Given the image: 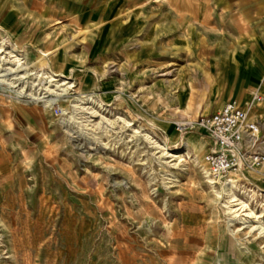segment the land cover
Instances as JSON below:
<instances>
[{"label":"rangeland","instance_id":"obj_1","mask_svg":"<svg viewBox=\"0 0 264 264\" xmlns=\"http://www.w3.org/2000/svg\"><path fill=\"white\" fill-rule=\"evenodd\" d=\"M0 47L26 91L0 85V264H264V235L210 184L207 139L162 155L230 87L257 90L264 0H0ZM235 184L264 223V191Z\"/></svg>","mask_w":264,"mask_h":264},{"label":"built area","instance_id":"obj_2","mask_svg":"<svg viewBox=\"0 0 264 264\" xmlns=\"http://www.w3.org/2000/svg\"><path fill=\"white\" fill-rule=\"evenodd\" d=\"M261 99L259 91L251 93V104ZM186 124L201 128L210 140L203 161L211 177L223 180L233 175L235 181L243 179L255 187L247 174L264 162L263 127L256 116L236 101H226L218 111L199 115Z\"/></svg>","mask_w":264,"mask_h":264},{"label":"bare ground","instance_id":"obj_3","mask_svg":"<svg viewBox=\"0 0 264 264\" xmlns=\"http://www.w3.org/2000/svg\"><path fill=\"white\" fill-rule=\"evenodd\" d=\"M4 40H2L3 42ZM1 42V43H2ZM2 47H0L1 50ZM16 49L12 48L8 51V53L10 54V56L8 58L11 57H16L15 54H13V52ZM46 52V51H45ZM48 53H45L44 55H47ZM4 59H6V57H4ZM12 61V60H10ZM13 62V61H12ZM19 62H14V64H18ZM22 65H17L15 67H8L4 70H0V72H3V74H0V85H5V90H8L11 93V96H16V97H20L22 93L26 92L25 88L20 86L22 77V75H19V72L21 70H18L19 67H21ZM9 75H14L13 77H10ZM262 82V81H261ZM48 88V87H47ZM45 89V88H44ZM41 91L36 90V91H30L27 95L29 98H31L33 101H39L42 99L43 96H41ZM232 96V94H231ZM235 97V96H234ZM229 98V97H228ZM83 99V98H81ZM227 101H236L239 105H241L244 108H247L249 110V113L251 114V116L255 117V115L253 114V109L256 103L251 104V97L249 98V100L240 103L238 100L236 99H231V100H227ZM45 103H47L46 101H44ZM51 102V100L49 101ZM77 102V101H76ZM259 103V102H257ZM262 104V102H260ZM259 106V105H258ZM83 107V106H82ZM262 107V106H261ZM77 109V108H76ZM218 111V110H216ZM214 111V112H216ZM92 113H96V110H92ZM195 119H191L188 121H194ZM90 121V120H89ZM92 121V120H91ZM98 124L99 122H95L93 124ZM87 125V124H85ZM198 133H200V135H202V137L200 139L196 138L193 135H190L187 137L186 142L183 144L182 149L180 150V148L178 149H168V148H164L162 149V155H164V157L169 158L170 157V161H174V164L177 163V161L181 160L182 154L180 153V151H187L188 148H192L196 154L197 157H200V153L204 148V142H203V137H205L207 139V146H206V150L208 149V144L210 142L209 138L202 132L201 128H198ZM159 146V145H158ZM203 156L202 155V162L203 161ZM163 157V156H162ZM264 163V162H263ZM205 165V163H204ZM206 166V165H205ZM264 166V164L258 168L256 171H253V173L255 174H262V167ZM206 172L208 174L209 177H211L209 175V172L206 168ZM213 180L210 181V184L214 185L216 182H220L221 181V186L220 189L221 191H217L216 195L218 197L223 198V206L226 208V212L228 214H231V222L233 221H243V222H250V224H248L251 228V230H256L258 231V233L260 235H264V223L260 220V217H262V214H255L254 212H252L247 204V202H244L243 200H240L239 198H237L233 191L232 188H236V184H235V180L233 177H231L230 175H227L225 179H214L213 177H211ZM216 181V182H215ZM214 187V186H213ZM255 187L257 188V191H264L263 188H261L258 184H255ZM253 193L256 192V190H252ZM223 196H228L227 199H225V197ZM253 198V197H252ZM248 209V211H246ZM243 211H246V213H242ZM241 215H245L246 218L249 217L248 221H245V218H243Z\"/></svg>","mask_w":264,"mask_h":264},{"label":"crops","instance_id":"obj_4","mask_svg":"<svg viewBox=\"0 0 264 264\" xmlns=\"http://www.w3.org/2000/svg\"><path fill=\"white\" fill-rule=\"evenodd\" d=\"M228 59L230 60V61H232V63L235 61V59H236V57H235V55H233V56H231V57H228ZM248 59H249V61L251 62V60H250V58L248 57ZM226 59H223V60H221V61H225ZM264 60V59H263ZM262 60V61H263ZM218 62H220V61H218ZM217 62V63H218ZM247 62V61H246ZM217 63L215 64V67H216V65H217ZM252 63V62H251ZM259 63V62H258ZM253 65H255L254 63H252ZM256 65H258V64H256ZM264 68V67H263ZM215 72V71H214ZM215 74V73H214ZM262 81V82H261ZM264 82V75H262V76H259L258 77V80H257V85L255 86V88L258 90V91H260V92H262L263 94H264V86H263V83ZM212 88V87H211ZM223 91H224V88H222V87H220L219 88V90H218V92L219 93H217L218 95L220 94V95H222V93H223ZM252 92H254V90L252 89V88H245V87H243V86H240V85H233L232 87H230L229 89H228V92H227V95H226V98H228V100H231V99H236V100H238L240 103L241 102H243V101H247V98L248 97H251V93ZM231 94H232V96H231ZM235 96V97H234ZM222 102H226V99L225 98H222V97H220V102H219V105L222 103ZM223 103V104H224ZM222 104V105H223ZM221 108V107H220Z\"/></svg>","mask_w":264,"mask_h":264}]
</instances>
